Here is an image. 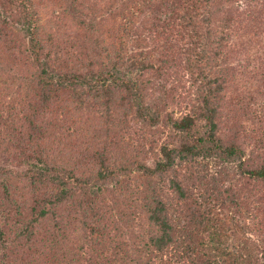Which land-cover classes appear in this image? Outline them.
<instances>
[{"label": "trees", "instance_id": "16d2710c", "mask_svg": "<svg viewBox=\"0 0 264 264\" xmlns=\"http://www.w3.org/2000/svg\"><path fill=\"white\" fill-rule=\"evenodd\" d=\"M58 1L63 10L47 17L40 0H0V264H264V112L256 114L253 92L245 103L229 97L235 122L222 106L234 79L228 30L236 18L256 30L264 0L226 11L218 44L227 57L217 67L213 48L196 63L163 45L171 24L204 29L198 38L215 44L214 28L195 27L189 13L198 8L180 0L181 18L166 0ZM135 37L140 61L123 48ZM77 43L79 55L87 49L107 70L77 72ZM168 63L198 103L179 119L161 115L174 88L147 79L157 96L145 105L136 81ZM83 118L91 122L87 158L64 151ZM102 119L106 133H98ZM228 121L227 141L218 132ZM248 124L257 126L251 134ZM160 125L167 135L158 143ZM151 154L159 157L148 166Z\"/></svg>", "mask_w": 264, "mask_h": 264}, {"label": "rangeland", "instance_id": "374dc122", "mask_svg": "<svg viewBox=\"0 0 264 264\" xmlns=\"http://www.w3.org/2000/svg\"><path fill=\"white\" fill-rule=\"evenodd\" d=\"M167 3L163 5V8L172 15L175 16V18H181V16H185V11H183L182 8H178L177 5H175L177 0H166ZM181 2L179 4L184 6H194L195 8H198V11L196 12H190V16L193 17V24L195 27H205V28H214V37H216L215 44L210 43L213 39L207 40V43L201 41L198 36L203 37L206 34L204 33V29H202V32L199 31V29L195 28V32L189 28H186L185 26H177L172 27L173 24H171L169 32V38L168 43H164L163 45L167 47L168 50L170 48L172 50H175L177 55L180 57V54L182 52L181 57L189 58L193 62H198V53L200 51V54L202 55V49L205 48L207 50V47L213 48L217 51V56L214 58V62L216 64V67L218 65H221L223 63V60H226V55L221 50V46L218 44L219 40L221 39V32L218 30L224 29L225 21H223L224 14L226 11H231L232 9H237L238 11H241L242 6V0H180ZM48 4L45 3V0H40V7L42 14L46 15L45 13L47 11L51 12L54 15H58V11L63 10V4L60 3L58 0H46ZM172 2V3H171ZM175 2V3H174ZM171 3V4H170ZM212 5L211 13L205 11V7H208V4ZM102 6L103 4L100 3ZM135 5V4H134ZM205 6V7H204ZM240 7V8H239ZM221 9V10H218ZM162 11V9H161ZM260 11L263 12L262 15L264 16V8L262 6V2L260 5ZM130 14H133L134 9L132 7L129 8ZM47 16V15H46ZM48 17V16H47ZM253 18V16H252ZM238 21V24H234L235 27L228 30L230 35L232 36V40L228 42L230 46L235 45L234 48V56H232V60H230L229 66L231 67L233 72L234 79L231 81L230 86H228L227 90L224 92L225 98L223 100L222 106L225 110V118L230 117L234 120L239 118L241 119L238 109L232 108V106L228 103L229 97L236 96L237 99L241 103H245V100L242 98V95H245L246 92H253V97L255 103H258V111L256 114H259L261 112H264V105L260 106L261 104H264L261 102L260 99H257L260 94H264V20L262 21H255L260 26H256L257 29L252 31V27L254 24L249 23L248 25L244 22L247 21L245 19H239L236 18ZM180 20V19H178ZM46 24V22H44ZM210 28V29H211ZM229 28V27H228ZM164 35V34H162ZM198 35V36H197ZM221 35V36H220ZM220 36V38H219ZM224 36V35H223ZM194 40L192 41L191 38ZM225 37V36H224ZM144 38V37H143ZM149 42V41H147ZM161 41H158V44L153 42L150 46L146 47V53L147 51L159 48L162 44ZM199 42L201 45H206V47H200ZM142 45L141 40H137L136 37L132 39V41L126 43L123 48L125 49V53L128 52V54H131V56H134L133 58H137V61H140L142 57L144 56L145 52H142V48H140ZM81 44L77 43L75 46V57L73 59L72 67L79 73H96L101 72L104 70H107V67H109L108 64H106L101 58L95 57L92 52L88 53L87 49L85 53H82L79 55V49ZM127 49V50H126ZM221 50V51H219ZM207 52V51H206ZM188 53V54H187ZM137 55V56H135ZM140 55V56H138ZM210 54L209 56H211ZM164 57V56H163ZM213 57V56H212ZM165 58V57H164ZM146 61V60H144ZM200 64H203L200 63ZM156 68V64H154ZM168 68L165 67L166 72L160 73L157 70H150L149 67L147 69V72L144 73V77L139 78L138 83H142V87L147 89L148 98L145 100V105L149 104V102L157 96L156 94H152L151 91H155V88H150V84L147 79L155 80L157 76H160V79L163 80V83H165L166 87L174 88V92L177 98L173 99H167L166 101H163L161 103L162 107V116H165L167 114H171L173 116V119H179L185 114L190 112L191 106H196L198 103L195 101L196 95L195 90L191 87V84L188 81V78L186 76H183L182 74H179V71H173L172 66L173 64L168 63ZM215 75L210 74L209 78H214ZM135 80L133 79V82ZM228 83V81H227ZM229 85V84H228ZM176 88V89H175ZM247 98V97H246ZM198 100V99H197ZM248 101H250V98H247ZM90 121L88 119L83 118L82 121L79 123H76L78 128L80 129V133L72 138L65 137V152H72L75 154H79L81 158H87L89 156V152L91 150L90 144L88 143L89 139H86L87 133L84 135L85 128H89ZM102 127L100 128L98 133L108 131L109 126L106 127V124L108 123L107 120L102 119L101 121ZM256 125L248 124V129L255 128ZM249 131V130H248ZM92 132V131H91ZM160 139L158 143L163 142L165 139L166 133H164V130L162 126L160 125L158 130L156 131ZM233 124L231 121H228L225 125V127H221L218 135H220L225 140H229V138L233 135ZM112 135V132H110ZM75 138H77V143L75 142ZM106 136L102 138V141L104 142ZM85 139V140H84ZM79 140L81 142H79ZM157 143V144H158ZM95 144V142H93ZM159 147V146H158ZM158 147L154 149L156 152L158 150ZM81 150V151H80ZM159 157V155L151 154L148 157V160L146 161V165L153 166V160L154 158ZM125 158V157H124ZM125 162L128 161V158L124 159ZM177 167V168H176ZM176 170L178 169V166H176ZM180 172H184L186 165L182 164L180 165ZM212 168V165L211 167ZM213 169V168H212ZM211 171V170H210ZM212 172V171H211ZM21 187V186H19ZM136 253L131 254L130 256L135 260ZM164 259V258H163ZM124 264H130L128 261H124ZM132 264V263H131Z\"/></svg>", "mask_w": 264, "mask_h": 264}]
</instances>
